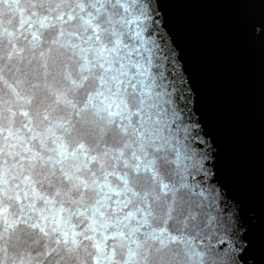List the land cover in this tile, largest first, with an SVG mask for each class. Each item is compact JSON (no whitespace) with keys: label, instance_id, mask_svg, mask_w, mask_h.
<instances>
[{"label":"water","instance_id":"95a60500","mask_svg":"<svg viewBox=\"0 0 264 264\" xmlns=\"http://www.w3.org/2000/svg\"><path fill=\"white\" fill-rule=\"evenodd\" d=\"M164 9L264 264V0ZM137 18L130 0H0V264H208L212 217L133 83Z\"/></svg>","mask_w":264,"mask_h":264},{"label":"snow or ice","instance_id":"6c2138e0","mask_svg":"<svg viewBox=\"0 0 264 264\" xmlns=\"http://www.w3.org/2000/svg\"><path fill=\"white\" fill-rule=\"evenodd\" d=\"M174 0H130L138 25V66L133 83L142 89L148 120L153 114L160 136L173 146L175 165L189 182L197 207L212 218L197 239L207 246L208 264H255L249 256L251 242L244 207L219 167V156L203 117L196 106L194 87L176 42L164 5ZM254 3L260 0H226ZM261 29L258 27L257 32ZM144 111V109H142ZM152 135L157 133L149 130ZM235 248L230 249L233 240ZM242 241V243H240Z\"/></svg>","mask_w":264,"mask_h":264}]
</instances>
